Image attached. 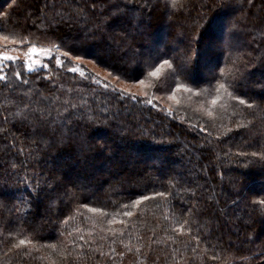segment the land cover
<instances>
[{
  "label": "trees",
  "instance_id": "16d2710c",
  "mask_svg": "<svg viewBox=\"0 0 264 264\" xmlns=\"http://www.w3.org/2000/svg\"><path fill=\"white\" fill-rule=\"evenodd\" d=\"M183 3V8H173L171 0H95L93 8V0H0V36L19 33L30 41L7 48L24 52L34 44L51 50L53 57L71 49L81 56L80 64L90 60L127 81L145 78L164 59L177 70L164 66L160 77L151 78L155 86L146 90L147 97L137 95L136 100L111 86L106 89L104 84H111L96 79L91 71L85 70L84 76L70 71L79 64L74 61L64 60L58 66L51 57L46 59L48 67L34 72L25 67L27 85L16 81L9 70L13 88L0 81V226L23 229L19 238L28 236L38 248L66 245L73 257L81 248L102 246L91 260L79 264H264V212L260 211L264 161L252 155L264 153V112L259 111L264 108V0ZM116 9L124 15L104 24ZM53 19L56 24L50 28ZM97 24L99 29L94 27ZM213 32L223 45L213 46ZM182 38L185 44L174 55ZM155 42L163 46L161 51L151 50ZM110 44L116 59L128 63L110 64L100 56ZM185 56L191 57L187 71L177 74ZM208 62L214 63V72L202 78ZM234 63L239 69L234 94L259 106L247 116L252 120L248 128L235 127L241 117L232 116L231 100L223 119L217 118L219 103L227 99L223 91L212 118L198 111L202 105L213 107L208 102L217 95L218 84L231 80L220 70L232 69ZM8 64L19 70L20 61ZM180 83L192 92H176L179 103L168 107L156 99ZM19 93H28L24 102L29 98L34 102L39 94L47 98L41 104L55 101L47 125L36 127L10 115L15 109L9 101L19 105ZM146 99H153V104ZM65 100L77 107L64 113ZM57 110L63 114L57 116ZM224 126L233 130L225 132ZM80 139L87 140L86 151L80 150ZM122 148L130 154L120 162L132 165L136 158L144 164L107 171V162L122 155ZM77 156L86 164H79ZM160 192L166 196L155 195ZM145 196L152 199L143 200ZM126 211L133 216H124ZM181 217L198 221L185 226L193 236H200L196 252L165 242L171 233L164 228L179 227L174 219ZM118 237L133 250L127 252ZM157 239L160 242L151 243ZM196 243L192 241L193 246ZM113 248L115 252L110 251ZM0 264L65 261L48 247L22 259L0 242ZM67 264H74L72 257Z\"/></svg>",
  "mask_w": 264,
  "mask_h": 264
},
{
  "label": "snow or ice",
  "instance_id": "6c2138e0",
  "mask_svg": "<svg viewBox=\"0 0 264 264\" xmlns=\"http://www.w3.org/2000/svg\"><path fill=\"white\" fill-rule=\"evenodd\" d=\"M248 2L251 3L252 0H248ZM95 6H96L95 0H93L92 7L95 8ZM171 6L173 8H177V7L183 8L184 7L183 0H171ZM165 7H167V4L165 5ZM122 15H124L122 10L116 9L115 12L108 14L105 17L103 22L104 24L107 25L109 23L115 22V20ZM55 24H56V21L55 19H53L49 27L50 28L54 27ZM94 27L99 29L100 25L97 24ZM37 30L40 31L39 25H37ZM0 39H2L5 42V47L8 44L28 45L30 43V41H28L27 36L21 35L19 33H14V35L11 37L9 35H3L2 37H0ZM124 39L125 40L127 39L126 34L124 36ZM53 48L56 51H60L59 47L55 44H53ZM36 51H37V48L34 44L27 48V52L25 53V55L28 56V62L26 66L23 62V58L20 55H11L7 51H0V65H2L0 66V81L4 82V86L6 88H9L10 90L13 88L12 81L9 79V70H11V75L16 81L24 85H27L29 83V80L23 77L22 71L24 70L25 67L28 72H34L36 70V65L39 63V61H34L31 59V54ZM43 51L45 52L46 55H50L51 50L44 49ZM61 55L64 58L63 60L60 57H53L57 65H62L64 63V60H67V61H80L81 60V56L73 54L71 49L63 51ZM190 60H191V57H188V56H185L183 58V62L178 65L177 74H183L187 71V63ZM16 61H20L19 70L13 68L11 64L6 63V62L15 63ZM164 66H167V68L169 69H173L174 73L177 72V70L173 68V62L171 60L164 59L161 64H159L158 66H154L153 70L149 71L145 78L143 79L137 78L138 85L136 86L142 89L154 87L155 85L151 82V78L160 77L161 69ZM43 67H48V65L45 64L43 65ZM69 70L72 72H78L80 76H84V72L78 66L72 67ZM220 71H221L222 77L231 75V80L227 81V83L220 82L218 84V87L216 88L217 95H215L208 102L211 106H213L212 108L204 107L202 105L201 109H199L198 111H202L203 114L207 115L209 118H212L213 112L216 110L215 106H217L218 102L221 101L222 99L220 92L223 91L227 99H225L224 102L219 103V109L221 111L217 114V118L223 119V115L227 111V108L229 107L228 100H231L234 102L232 105H230L233 109L232 116L241 117V119L236 123L235 127L237 129L248 128L252 124V120H248L247 116L254 115L259 106L256 105L255 102H249L248 100H245L241 95L234 94L235 90L238 88V83L236 81H238L237 73L239 72V69L235 67V63L233 64L232 69H221ZM107 75L113 76V73L108 72ZM114 79L117 80L118 82L123 83L120 76H115ZM97 83H99V81H97ZM104 87L107 89L108 87H110V85L108 83H105ZM111 87L113 88V91L118 90L121 93V95H127L132 100L137 99V94L130 92L128 85H125L124 87L119 88V89H117L116 85H111ZM229 88L233 89V91H229ZM157 90H160V89H157ZM181 90L185 92H189V93L192 92V89L188 88L185 84L180 83L175 86V89L171 91V93L167 96V99L170 101H175L176 103H179V101H177V98H176V92H179ZM204 91H207V90L205 89ZM27 95L28 93H19V96H20L19 105L17 104L16 100L9 101V105L15 109L14 111L10 112V115H12L14 118L18 119L22 123H27L30 125H34L36 127H38L41 124L47 125L49 123V117L52 116L55 101L53 102V105L41 104V101L46 100L47 98L44 97L43 94H39V96L34 102L30 98L28 102H24L23 97ZM139 95L147 97V92L141 91ZM57 99L59 98L57 97ZM63 103L64 105H66V107L63 108L64 113L68 112L69 107L73 109L77 107L76 104L71 103L69 100H65ZM146 103L149 105H152L153 99H146ZM259 111L264 112V108L259 109ZM169 112H171V108H169ZM62 114H63L62 112L57 110V116H60ZM7 119L8 117L6 116L5 120L7 121ZM101 123H103V121H101ZM212 127H216L215 123L212 124ZM224 127H225V132H231L233 130L232 128H228L227 126H224ZM78 146L82 152L86 151L88 149L87 140L80 139L78 141ZM241 154L243 155V153ZM252 155L253 156L259 155L260 159L264 161V153L258 154L256 152H253ZM13 167H15V165H13ZM155 195L160 196V197L166 196L164 192L156 193ZM142 199L149 200V199H152V197L145 196ZM140 203H141V200L135 201V205H139ZM260 204L264 205V201H260ZM124 207H128V206L125 205ZM90 210L93 212L99 211L96 208H92ZM260 211L264 212V207H262ZM189 212H191V209H189ZM123 214L126 217L133 216L132 211H126ZM164 219H168L167 215H165ZM113 222L114 221H109V223H113ZM65 223H67V221H65ZM121 223H123V221H121ZM196 223H198V221L191 219V217H181L180 219H174V225H179V227L169 226V227L164 228L165 232L171 233L167 235L165 242L171 241L173 244L179 243L184 249H190L192 252H196L197 249L199 248L200 236L199 234H197L196 236H193L191 234L192 229L190 227H188L187 229L185 228V226L187 225L196 224ZM199 227L203 228L204 226L199 225ZM76 231L79 232V229H77ZM13 233H15V235H13ZM22 234H23V229H15V228L6 227V226H0V242L5 243V246L8 248V252L13 253L14 255H17L21 257L22 259L31 258L33 251L40 252L42 247H48V248H51L57 251L58 255L64 258L65 264H67L69 257L73 258L74 264H79L80 261L91 260L92 254H94L96 251L99 250L100 247H102V246L92 247L91 245H89V247L86 250L81 248V250L76 253L75 257H73L72 251H69L66 245H62L59 249L57 248L56 244L41 246L40 248H38L35 244L32 243V240L28 236L19 238ZM155 235L156 233L153 232V236ZM182 236H187L188 239L181 240L180 237ZM79 239L84 240L85 237L80 236ZM89 239H92L91 236L89 237ZM101 239H104V238L101 237ZM117 239L119 240L120 243H124V246L127 252H131L133 250L132 247H130L127 243H125L122 238L118 237ZM193 240L197 242L195 246L192 245ZM115 242L116 241H113V243ZM158 242H160L159 239L151 241V243H158ZM95 243L96 241L92 239V244H95ZM28 245H31V249H28L26 247ZM150 246L151 245L149 244L148 247ZM178 250L179 249H174L173 251L176 252ZM110 251L115 252L116 250L113 248V249H110ZM136 251L139 252L140 248L137 247ZM100 255L105 256L106 253H104L103 251H100ZM118 255L123 256L125 255V253L120 252L118 253ZM41 258H47V257L42 256ZM242 259H246V258L242 257Z\"/></svg>",
  "mask_w": 264,
  "mask_h": 264
},
{
  "label": "rangeland",
  "instance_id": "374dc122",
  "mask_svg": "<svg viewBox=\"0 0 264 264\" xmlns=\"http://www.w3.org/2000/svg\"><path fill=\"white\" fill-rule=\"evenodd\" d=\"M130 18L133 20L134 19V16H132V17L130 16ZM233 21H235V19ZM214 34H215V37L212 38L213 46H214V44H217V43H218V45H223L225 42H223V40H219L220 38L217 37L218 36V33L213 32V35ZM0 37H2V36H0ZM168 41H169V39L168 40H165V43L164 44H167ZM232 41L233 42H236L235 37L232 38ZM4 44H5V42L2 39H0V51H7L11 55H20L23 58V61L25 62V66H26V64L28 62V56H26L25 53L27 52V50H24V52H22V51H20V50H18L16 48H7V47H4ZM182 44H185V40L183 38L178 42V45L176 46L174 55H176L177 52H178L177 55L180 54V51H181V48H182ZM36 48H37V51L31 54V59L34 60V61H39V63L36 65V69H38V68H40L41 66H43L45 64L48 65V63H46V59H49V58H51L53 56L46 55L45 52L43 51L44 48H41L39 46H36ZM110 48H111V44L108 45V46H106L104 48V50L102 51V54H100V56H103L105 58V60L108 63H110V64H122V63L125 64L126 62L128 63L127 60L126 61H123V60L122 61H118L116 59V57L113 55L115 53V51L111 50L113 48H111V49ZM162 48H163L162 45L157 44L156 46L154 45V47H152L151 50H153V51H161ZM56 57H60L62 59V55L60 53L57 54ZM81 61L82 60H80V62ZM74 62H78V61H74ZM80 62H78L79 64H77V63L74 64V67H77V66L80 67L83 72H85V70L86 71H91L93 74L96 75L97 78L94 76L96 79H98V77H99L103 81H108L111 85H116L117 86V89L122 88L125 85H128L130 92L136 93L137 95H139V93L141 91H146V90H148L150 88L149 87L147 89H142V88L136 86V85H138V81H127V80H124L122 78H121V80L123 81V83L118 82L117 80L114 79V77L116 76L114 73H113V76H108L107 73L110 72V71H108V70L100 67L97 63L92 62L90 60H84L82 62V64H80ZM6 63H8V62H6ZM140 63H141V61H140ZM63 64L62 65H58V66H63ZM214 67H215L214 66V63H212V62L206 63L204 65V67H202L201 77L202 78H205V77H208V76L212 75L213 72H214ZM168 95L169 94H165V95H158L157 94L156 95V99L162 105H165V106H168L169 107L170 104L176 103V102L175 101L168 100L167 99V96ZM177 101H178V99H177ZM113 132H118V131L116 129V130H113ZM128 154H130L129 153V150L126 149V148H122V155L117 156V158H113V157L110 158V160L107 162L106 170L109 171V172H111L114 167H117L118 169L121 168V167H125V168L128 169V168H132V167L137 166V165L139 166V165L144 164V162L138 161L136 158H134V161H133L132 165L123 164L122 162H120L121 160H125V157L128 156ZM77 158H78L77 162L79 164H81V165H85L86 164V161L80 159V157H78V156H77ZM132 160H133V158H132ZM63 161H66L67 163H73L72 160H70L69 158H65V159H63ZM73 165H75V164H73ZM178 167H176V168H178ZM89 180L90 181H93V178H91Z\"/></svg>",
  "mask_w": 264,
  "mask_h": 264
}]
</instances>
